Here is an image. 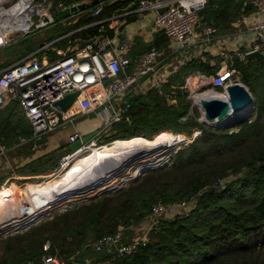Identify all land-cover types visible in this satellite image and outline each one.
Returning <instances> with one entry per match:
<instances>
[{
  "label": "trees",
  "instance_id": "1",
  "mask_svg": "<svg viewBox=\"0 0 264 264\" xmlns=\"http://www.w3.org/2000/svg\"><path fill=\"white\" fill-rule=\"evenodd\" d=\"M73 1L53 0L56 5ZM132 1L136 8V0H100L99 4L71 16L76 19L74 29H80L73 38L84 40L99 34L100 24H91L118 13ZM101 4L102 11L94 14ZM253 10L246 0H208L200 17L204 18V23L224 29L232 19ZM107 23H104L106 33L113 35L114 26ZM54 25L58 33L65 28L57 16ZM59 35L30 37V33L19 41V46L23 47L12 50L10 44L0 52L10 49L7 58L14 56L18 61ZM55 44L62 47L63 41L50 45L39 55L46 53L56 60L59 54L53 48ZM167 44V35L161 31L152 45L161 48ZM3 66L1 63L0 71ZM233 66L240 71L241 81L255 100L250 120L225 129L205 125L199 120V109L192 107L193 103L187 98L189 92L181 87L184 82L180 77L170 79L171 82L180 80L176 88L166 87L170 98L160 95L155 88L147 93L128 95L131 103L128 119L111 123L110 141L135 136L153 139L169 133L178 139L176 144L183 145L186 143L184 137L193 136L199 130L202 134L185 148H175L173 153L179 150L173 155L170 166L146 172L136 182L114 193L106 192L56 211L26 230L0 237V264H28L29 260H39L45 253L43 247L47 241L51 243L49 253L67 260L84 258V264H264V60L235 57ZM217 68V63L194 59L182 68V72L199 69L212 75ZM170 99L176 102L170 103ZM191 108L192 114L189 113ZM12 123L22 127V123L16 121H1L0 140L3 142L18 140L13 130H8ZM32 131L27 128L23 133L29 136ZM63 156V152L56 150L42 161L48 160L57 168ZM3 179L0 178V182ZM9 189L3 187L0 193ZM193 198L196 204L189 215L161 220L157 227L150 229L148 241L131 254L114 257L107 250L97 251L91 245L121 227L125 232L124 240L129 242L132 225L149 215L156 202Z\"/></svg>",
  "mask_w": 264,
  "mask_h": 264
},
{
  "label": "built area",
  "instance_id": "2",
  "mask_svg": "<svg viewBox=\"0 0 264 264\" xmlns=\"http://www.w3.org/2000/svg\"><path fill=\"white\" fill-rule=\"evenodd\" d=\"M21 1L27 3L25 21H23L27 26L14 20L13 24L16 28L9 30L0 28V50L11 44L12 36L16 32H23L25 35L46 27L54 22L53 11L81 3L80 0H74L71 4L60 2L57 5L49 0H19L17 3ZM247 3L254 7L249 25V29L254 33V40L250 47L238 48L233 52L240 60H246L252 51L264 53V0H247ZM207 4L208 0H140L141 9H148L152 12L155 26L162 30L179 50L213 40L217 28L212 25H204L202 29L204 37L198 38L196 33L201 20L200 12ZM33 7H35L34 10ZM163 7L166 9L160 12ZM102 9L101 4L94 14H99ZM103 32L104 28L101 27L100 33L83 46L69 52H62L61 57L55 61L43 62L35 54H29L0 71V106L5 105L11 99H19L22 102L24 113L32 125V141L62 124L63 113L54 104L68 93L77 90L83 92L99 84L101 102L107 103L111 111V124L124 118L128 119L127 113L131 107L128 99H123L121 105L115 103L116 99L125 95L145 76H156L160 73L166 76L164 70H160V54L156 47L132 58L126 54L130 43L125 42L120 47L121 51L118 52L112 48L113 38ZM220 57V65L215 74L208 76L199 71L194 72L188 75L184 85L181 86L190 92L189 97L193 99L192 106L197 107L202 115L204 108L201 102L197 103L196 96L210 89L227 93L228 85L236 82L242 83L241 80L235 81L236 77L240 79V72L229 62V58L232 57L231 53L223 49L220 51ZM154 84L161 95L169 96L161 88L158 80H155ZM207 85L210 86L201 90ZM191 110L193 113V109ZM183 118H187V115ZM70 138L71 141H75L82 137L75 134ZM93 146L100 147L102 144L99 145L98 140L93 139L78 150L63 156L60 166L51 178H56L67 171L78 156ZM5 153L6 148L0 145V157ZM195 204L194 198L170 203L158 201L149 215L135 227L132 226V229L137 230V235L131 241L126 242L123 231L118 230L93 241L91 245L97 251L107 250L114 254V257L131 254L141 243L148 241L150 229L157 227L161 220L189 215ZM23 206L27 205L23 204ZM144 224H149L150 227L142 232L139 228H142ZM2 233L4 234L0 231V234ZM50 246V241H47L44 244L45 253L41 259L29 260L28 264H69L71 261H76V259L67 260L49 253Z\"/></svg>",
  "mask_w": 264,
  "mask_h": 264
},
{
  "label": "crops",
  "instance_id": "3",
  "mask_svg": "<svg viewBox=\"0 0 264 264\" xmlns=\"http://www.w3.org/2000/svg\"><path fill=\"white\" fill-rule=\"evenodd\" d=\"M80 1L84 2L91 0ZM136 2H138L136 8L133 7L135 1H132L128 5L124 6L118 13H115L112 16H109L102 20H98L91 24H100V28H104V34H107V27L106 25L104 26V23L108 22L107 25L114 26L113 35L107 34L114 40L112 48L120 52V47L125 42H128L130 43V48L126 51V54L132 58H136L142 53L148 51L150 48L156 47L152 44L155 42L157 34L162 31L158 29L153 23L152 12L148 9H141L140 0H136ZM57 12L58 10L53 11L54 22L49 26H53L56 23ZM252 12L247 15L232 19L224 29L216 27L217 33L213 36L214 38L210 42L195 44L188 48L179 50L176 49V44L173 43L167 36L168 44L161 48L156 47L159 50L160 54V70H164L166 76L160 73L156 76L150 75L143 77L138 83H136L131 89H129L125 95L116 99L115 103L121 105L123 99H128V95L147 93L150 88H155L158 90V88L154 84L155 80L159 81L161 88H163V90L169 95L168 98H170L171 96L166 90L167 85H171L173 87L177 86L180 83V80H177L178 82H171L170 79L172 77H180V79H182V82L185 83L188 75L198 71L201 72V70L199 69L188 73L182 72V68L194 59L201 60L202 62L207 64L217 63L219 68L221 61L220 51L223 49L231 53L232 57L229 58V62L233 64V59L236 57L233 52L238 48L250 47L254 40V33L249 29ZM132 15H134L135 17L131 20H128ZM71 16H69L70 18L67 17L68 19H59L57 16L59 20L64 22V30H62L60 35L57 36L55 40L41 46L31 54H35L43 62L53 61L48 54L44 53L40 56L39 53L50 45L62 40V47H57L56 44L55 47H53L60 57L62 52H69L77 47H81L88 40L92 39L95 36L93 35L91 38L84 40L81 37L73 38V34H75L80 29H74V27H72L69 30L65 31L69 24H71L72 26H74L75 24L76 19H72ZM114 17L115 19H113ZM200 19V25L197 27L196 32L198 38L204 37L202 29L204 25H209L204 23L203 17H201ZM49 26L40 28V30L46 29ZM37 30L39 29H36L34 31ZM31 32L25 35H28ZM38 34L43 36L45 35V31H40ZM59 57H57L56 59H58ZM16 60L17 59H9L7 58V56H4L2 52H0V65L1 63H4L5 65L2 69L9 66L11 63H14ZM172 102L175 103L176 99H170V103ZM62 113V124L56 127L54 130L39 137H43L44 142L36 144V141L39 138L35 141H32V135L26 136L23 133V131H25L27 128L32 127L30 126V122V125L27 124V119L24 116V107L22 102L19 99H11L5 105L0 106V128H2L1 121L4 119H9L13 122L16 121V123H22V127L14 126L12 123L8 128V130H13V133L16 135V139L18 137V140H15L13 143H7L0 140V145L6 148V153L0 157V178L4 177V179L0 182V187H7L9 185L11 187L12 185H15L13 189H18L26 183V185L28 186L25 187L28 188L31 186L40 185L42 182L41 180L50 178L58 167L55 168L52 165L53 163L51 164V162H49L48 160H46L47 162L42 161V159L56 150L63 152L64 156L71 153L72 150L70 148V144L73 141H71L70 137L72 135L78 134L81 137H85L92 132H96L97 134L94 139L99 141L102 136H109V131L111 130V111L107 103L101 102V87L99 84L93 85L92 87L81 92L74 103L69 107V109L66 112ZM17 130H20V132L18 131V135ZM35 181L38 182L35 183ZM13 189L10 188L5 192L0 193V197L12 193ZM23 189L25 188H22L20 191H22ZM147 227H150V225L144 224V226L142 228H139V230L143 232L147 230ZM123 230L124 229H122V231ZM132 232L133 233L130 237L131 240L137 235V230L132 229Z\"/></svg>",
  "mask_w": 264,
  "mask_h": 264
},
{
  "label": "bare ground",
  "instance_id": "4",
  "mask_svg": "<svg viewBox=\"0 0 264 264\" xmlns=\"http://www.w3.org/2000/svg\"><path fill=\"white\" fill-rule=\"evenodd\" d=\"M6 1L0 0V22L5 17L10 18L8 26L4 27H7L5 30L16 28L13 24L14 20L27 26L23 22L25 21L27 3L21 1L6 11L2 9ZM227 97L225 92L210 89L196 96V101L200 103L202 99H227ZM251 109L247 108L240 112L231 111L229 116L221 121H210L206 117H203V120L212 126L227 125L244 119L251 113ZM170 135L163 133L159 137L157 136L158 138H153L154 140L142 136L116 139L111 144L95 148V152L85 156L86 163L81 166L67 186H58L47 182L23 189L18 197H15L13 192L0 197V231L23 229L31 221H38L50 212L72 206L104 191L116 190L131 183L147 169L164 167L170 162L171 149L175 146V138ZM189 140L186 139V143L182 147ZM80 156L67 169L69 170L66 173L68 177L72 174L71 169ZM24 199L28 202L26 207L23 206Z\"/></svg>",
  "mask_w": 264,
  "mask_h": 264
},
{
  "label": "water",
  "instance_id": "5",
  "mask_svg": "<svg viewBox=\"0 0 264 264\" xmlns=\"http://www.w3.org/2000/svg\"><path fill=\"white\" fill-rule=\"evenodd\" d=\"M100 3V0H91V1H84L81 2L77 5H72L69 7H66L64 9L58 10L57 12V16L59 19H65L71 15H74L80 11H84L88 8H90L91 6H94L96 4ZM35 9V7H33V10ZM166 9V7H163L160 9V12H163ZM248 58L250 60L253 59H257V60H264V53L261 51H252L248 54ZM81 92L79 90L68 93L65 95L64 98L58 100L54 106L56 108H58L60 111L62 112H66L69 107L74 103V101L77 99V97L79 96ZM227 93H228V97L227 99H221V98H214V99H202L201 104L204 108V114L202 115L203 117H206L208 120L210 121H217V120H223L226 117L229 116L231 111L234 112H240L243 111L247 108H252L251 109V113L245 117L244 119H241L237 122L231 123V124H227V125H221V126H212L210 125L208 122L203 120V117L200 119L203 123H206V125H208L209 127L215 128V129H225V128H233L236 127L238 124L246 122L250 119H247L250 115L254 114V110H255V100L254 97L251 93V91L245 86V84L240 83V82H236L233 84L228 85L227 87ZM96 132H92L88 135H86L85 137L79 138L75 141H73L70 144V148L72 150V152L78 150L79 148H81L84 144L90 143L95 137H96ZM202 134V131H196L193 135V137L190 138V141L184 145L183 147L180 148H184L185 146H187L190 142H192L194 140L195 137H198ZM44 142V138H39L36 141V144H40ZM178 150L175 151V153ZM174 155V154H173ZM172 155V157H173ZM172 157L170 159V162L165 165V166H169L171 161H172ZM164 166V167H165ZM162 167H157V168H151V169H147L145 171H143L133 182L137 181L143 174H145L146 172H149L151 170H155V169H160ZM122 187L116 189V190H107L104 191L98 195H95L93 197H91L89 200L97 198L98 196L106 193V192H116L118 190H120ZM53 214V212H50L49 214H47L45 217H49ZM44 218V217H43ZM43 218H40V220L38 221H31L29 225H27L25 228L23 229H18L15 231H8L7 234H13L15 232L27 229L29 226L38 223L39 221H41ZM123 227L120 228V230H122ZM5 233V232H4ZM3 234V233H2ZM0 234V236L2 235ZM85 263V259L84 258H80L77 259L75 262L71 261L69 262V264H84Z\"/></svg>",
  "mask_w": 264,
  "mask_h": 264
},
{
  "label": "rangeland",
  "instance_id": "6",
  "mask_svg": "<svg viewBox=\"0 0 264 264\" xmlns=\"http://www.w3.org/2000/svg\"><path fill=\"white\" fill-rule=\"evenodd\" d=\"M19 0H7L4 4H3V6H2V9L3 10H6V11H8V10H10V9H12L16 4H18L17 2H18ZM49 1H53V0H49ZM13 6V7H12ZM57 15V14H56ZM69 18V17H68ZM67 18V19H68ZM9 21H10V18L9 17H5L1 22H0V28H4L5 26H8L7 24L9 23ZM70 22H73V21H70ZM52 25V24H51ZM49 26V25H48ZM72 27H74V26H72L71 24H69L68 26H67V28H66V30L65 31H67V30H69L70 28H72ZM7 28V27H6ZM6 28H4V29H6ZM42 31H45V35L48 37V36H51V35H58V34H60L61 32H59L58 33V29L57 28H55V25L54 26H49L48 28H46V29H44V30H41V32ZM32 33V36H30V37H38V33L36 32V31H32L31 32ZM24 37H26V35H24V33L23 32H16L15 34H13V36H12V42H11V44L13 45V46H10L9 48H11V47H13V49L12 50H15V49H18L19 47H21V46H19V41H21V39H23ZM35 41L37 42L38 41V38H36L35 39ZM10 45V44H9ZM8 45V46H9ZM15 46H18V47H15ZM23 47V46H22ZM8 49V48H7ZM23 50H26V48H22ZM10 51V49H8V50H6V51H4L3 50V55L4 56H6L7 54H8V52ZM12 55H13V53H11ZM16 55V54H15ZM15 57H17V56H15ZM10 58H14V56H10ZM9 58V59H10ZM240 72V71H239ZM208 76H210V75H208ZM239 76H240V79H239V77H236L235 78V81H238V80H241V74H239ZM209 81V80H208ZM243 83V82H242ZM244 84V83H243ZM210 85H207V86H205V87H202L201 88V90H203V89H205V88H207V87H209ZM247 88H248V86L247 85H245ZM249 89V88H248ZM187 90V89H186ZM216 91H218V90H216ZM190 93V92H189ZM190 95V94H189ZM189 95L187 96V98L191 101V104L193 103V99H191L190 97H189ZM173 103V102H172ZM193 105V104H192ZM192 107H194V106H192ZM192 109V108H191ZM190 109V113H192V110ZM200 111V110H199ZM203 116H202V113H201V111H200V117H199V120L202 118ZM253 117V114L252 115H250L247 119H251ZM201 121V120H200ZM202 122V121H201ZM205 125H206V123H204ZM208 126V125H207ZM110 127H111V125H110ZM112 134H113V131H109V136L108 137H106V136H102L101 137V139H100V141L98 140V144L99 145H104V144H106V143H113L115 140H109L111 137H112ZM163 134V133H162ZM162 134H160V135H162ZM164 134H167V133H164ZM184 134H186V133H184ZM186 135H188V134H186ZM189 136V138H191V137H193V136H190V135H188ZM145 137V136H144ZM159 137V136H158ZM157 137V138H158ZM184 137V136H183ZM147 138V137H146ZM150 137H148V139H149ZM152 138H154V137H152ZM185 139H188L189 140V138L188 137H184ZM156 139V138H155ZM150 140H154V139H150ZM190 141V140H189ZM188 141V142H189ZM178 142V139H175V146L171 149V156L173 155V154H175V152L173 153V151H174V149L175 148H177L179 145L178 144H176ZM191 143V142H190ZM181 147H182V145H180ZM186 147V146H185ZM184 147V148H185ZM95 148H97L96 146H93L91 149H87V151H85L83 154L84 155H81L79 158L80 159H78V161L76 162V164L73 166V168L71 169L73 172H72V174L70 175V177H68V175L66 174L67 173V171L69 172V170H67V171H65L63 174H61L60 176H58V177H56V179L54 180L53 178H46V179H44V180H41L42 182H41V184H43V183H47V182H52L51 184H56V185H58V186H67L68 184H70V182L72 181V179H74V176L78 173V171L80 170V168H81V166L84 164V163H86V157L85 156H88V154H91V153H93V152H95L94 151V149ZM179 149H181L180 147H178ZM178 149V150H179ZM63 158V157H62ZM61 158V159H62ZM171 164V163H170ZM170 166V165H169ZM76 167V168H75ZM78 167H80V168H78ZM166 167H168V166H165V167H162V168H160V169H163V168H166ZM77 168H78V170H77ZM71 170H70V172H71ZM52 179V180H51ZM30 182H34V181H30ZM36 182H38V181H35V183ZM136 182V181H135ZM132 183H134V182H131V183H128V184H126V185H124L123 186V188L124 187H126V186H129L130 184H132ZM222 183H223V181H222ZM15 185H12L11 187H10V185L9 186H7L8 188H11V189H13V187H14ZM28 186V185H26V183L25 184H23L21 187H19L18 189L17 188H14L13 189V195L15 196V197H18V196H20V190L22 189V188H26V187ZM17 187V186H16ZM3 188V186L2 187H0V189H2ZM4 188H6V187H4ZM21 188V189H20ZM15 192H16V194H15ZM111 193H114L113 191H110ZM18 193H19V195H18ZM87 200H89V199H87ZM87 200H84V201H82V202H85V201H87ZM82 202H80V203H76V204H81ZM23 203H24V205H27L28 204V202L24 199L23 200ZM76 204H74V205H76ZM1 206V205H0ZM73 206V205H72ZM68 207H71V206H66L65 208L63 207V208H60V209H58V210H56V211H60V210H64V209H66V208H68ZM56 211H54L53 212V214L56 212ZM52 214V215H53ZM51 215V216H52ZM51 216H49V217H51ZM49 217H44L43 219H46V218H49ZM42 219V220H43ZM140 223V221L139 222H137V223H134V225H132V226H134L135 227V225H137V224H139ZM24 230H26V229H24ZM21 231H23V230H21ZM19 232V231H18ZM9 234V233H8ZM7 234L6 233H4V234H2L0 237H2V236H6Z\"/></svg>",
  "mask_w": 264,
  "mask_h": 264
}]
</instances>
